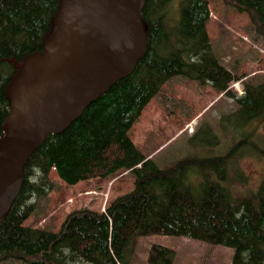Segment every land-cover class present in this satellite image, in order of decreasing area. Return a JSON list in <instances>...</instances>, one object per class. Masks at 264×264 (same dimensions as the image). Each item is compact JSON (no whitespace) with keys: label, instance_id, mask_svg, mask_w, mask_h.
<instances>
[{"label":"rangeland","instance_id":"rangeland-1","mask_svg":"<svg viewBox=\"0 0 264 264\" xmlns=\"http://www.w3.org/2000/svg\"><path fill=\"white\" fill-rule=\"evenodd\" d=\"M181 10L187 22L197 18L199 23L196 36L177 43L187 67L183 76L144 85L146 94L132 113L129 143L158 170L189 156L224 157L239 139L244 140L234 155L238 166L232 172L257 190L264 179V38L256 35L246 13L224 0H148L141 19L153 22L162 12L161 18H178ZM210 58L218 60L227 80L202 75V65ZM83 136L78 126L71 125L45 140L26 164L21 208L29 216L24 226L57 232L71 212L83 208L104 212L114 199L135 189V175L145 172L142 164L134 165L131 154L123 158L118 153H94L85 144L83 150ZM72 147L81 156L88 154L85 170L71 166ZM173 176L186 212L197 222L177 226L172 220L156 221L152 233L133 238L132 264H231L234 244L202 232L204 212L196 203L195 188L184 171ZM257 264H264V245Z\"/></svg>","mask_w":264,"mask_h":264},{"label":"trees","instance_id":"trees-1","mask_svg":"<svg viewBox=\"0 0 264 264\" xmlns=\"http://www.w3.org/2000/svg\"><path fill=\"white\" fill-rule=\"evenodd\" d=\"M224 1L245 12L256 35L264 38V0ZM58 8L59 0H0V140L8 110L5 85L27 56L43 50ZM186 20L182 12L178 18L160 16L152 23L146 22L147 50L134 72L91 103L73 124L84 132L83 150L87 146L91 152L118 153L123 158L131 154L134 165L142 164L145 172L135 175V189L114 199L104 212L87 208L71 212L57 232L24 226L29 215L21 208L19 194L0 217V263L16 260L23 264H132L133 238L152 233L156 221L172 220L177 226L197 222L186 212L182 192L173 181V175L180 171L195 188L196 203L204 212L199 223L202 232L234 244L231 264L258 263L264 245V179L253 191L244 177L232 172L238 166L234 155L244 146V140L239 139L224 157L189 156L156 170L133 151L127 138L132 113L146 94L144 85L183 76L187 63L177 43L199 32L197 18L194 22ZM201 72L203 76L228 79L215 58L206 61ZM79 153L72 147L69 162L85 170L83 166H88L90 159L87 153ZM156 185L159 189H155ZM238 185L245 189L238 190ZM240 204L242 207L236 206Z\"/></svg>","mask_w":264,"mask_h":264},{"label":"water","instance_id":"water-1","mask_svg":"<svg viewBox=\"0 0 264 264\" xmlns=\"http://www.w3.org/2000/svg\"><path fill=\"white\" fill-rule=\"evenodd\" d=\"M145 0H59L43 50L27 56L5 85L0 140V217L20 194L25 166L52 134L62 133L147 50Z\"/></svg>","mask_w":264,"mask_h":264},{"label":"flooded vegetation","instance_id":"flooded-vegetation-1","mask_svg":"<svg viewBox=\"0 0 264 264\" xmlns=\"http://www.w3.org/2000/svg\"><path fill=\"white\" fill-rule=\"evenodd\" d=\"M146 1H148V0H145V2H146ZM167 3H168V2H167ZM165 6H166V5H165ZM165 6H164V7H165ZM164 7H163V8H164ZM180 13H182V10H181V12L179 11V15H180ZM242 13H245V12H242ZM162 14H163V12H162ZM162 14H161L160 16H162ZM160 16H159V17H160ZM159 17H158V18H159ZM158 18H157V19H158ZM157 19H156V20H157ZM156 20H154V21H156ZM154 21H153V22H154ZM146 22L149 23L150 21H144V24H145L144 26H145V27H146V25H147ZM150 23H152V22H150ZM145 27H144V28H145ZM145 30H146V28H145ZM73 124H74V122H73L71 125H73ZM71 125H70V126H71ZM70 126H69V127H70ZM69 127H67V129H68ZM67 129H66L65 131H63L62 133L49 135V136L46 137L45 140L49 139L51 136L61 135V134L65 133V132L67 131ZM44 144H45V141L43 142V144H42L37 150H35V152L33 153V155H34V154L37 155L38 152L40 151L41 147H42ZM33 155H32L30 158H32ZM29 162H30V159L28 160L27 163H29ZM133 169H134V167L132 168V170H133ZM24 171H25V169H24ZM24 177H25V174H24ZM24 185H25V179H24V181H23V185H22L21 193H22V190H23V186H24ZM21 193H20V197H21V195H22Z\"/></svg>","mask_w":264,"mask_h":264}]
</instances>
